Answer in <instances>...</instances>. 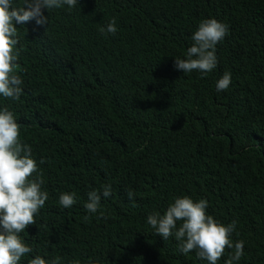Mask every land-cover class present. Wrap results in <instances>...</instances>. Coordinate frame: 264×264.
Here are the masks:
<instances>
[{
	"label": "trees",
	"instance_id": "16d2710c",
	"mask_svg": "<svg viewBox=\"0 0 264 264\" xmlns=\"http://www.w3.org/2000/svg\"><path fill=\"white\" fill-rule=\"evenodd\" d=\"M42 12L48 24L30 21L16 33L22 93L0 97L48 192L21 233L33 251L20 264L34 255L58 264H203L145 223L184 195L206 199L224 224L237 221L239 264H264V0H79ZM112 18L117 33H101ZM208 18L228 26L217 68L183 74L174 58ZM225 71L232 82L217 92ZM106 183L112 191L97 219L83 203ZM62 191L76 194L68 209L58 204Z\"/></svg>",
	"mask_w": 264,
	"mask_h": 264
},
{
	"label": "clouds",
	"instance_id": "9594fccd",
	"mask_svg": "<svg viewBox=\"0 0 264 264\" xmlns=\"http://www.w3.org/2000/svg\"><path fill=\"white\" fill-rule=\"evenodd\" d=\"M78 3L79 0H22V4H17L16 0H0V97L15 101L22 93V80L14 71L18 59L17 29L30 21L43 27L48 24V15L45 16L42 10L48 13L62 7L71 9ZM100 31L116 34L115 18ZM227 31L228 26L214 18L201 20L191 34L192 43L183 58H174L175 69L183 74L196 71L202 78L212 72L218 65L216 45ZM231 82V73L225 71L215 82V90H227ZM18 135L19 124L13 112L0 107V264H20L22 257L32 253L33 249L21 238V233L25 232L26 226L34 224V216L48 200L37 161L32 158L31 146L22 143ZM43 162L42 159L39 161ZM111 191V183L88 191L83 203L85 212L97 219L103 217L101 199H107ZM127 198L132 201L133 193L128 192ZM75 203L74 192H60L58 204L61 208L68 209ZM207 208L206 199L193 200L184 195L174 198L162 214L155 210L149 213L145 223L163 240L174 239L182 255L194 252L203 264H218L227 248L230 251L223 264H239L244 255V241L233 240L237 221L224 224L208 214ZM28 264H58V258L49 261L34 255Z\"/></svg>",
	"mask_w": 264,
	"mask_h": 264
}]
</instances>
